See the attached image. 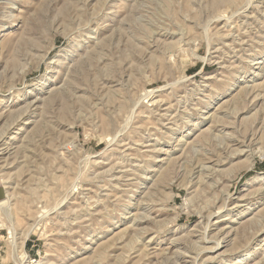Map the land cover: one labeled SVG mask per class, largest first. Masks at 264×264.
<instances>
[{
    "label": "rangeland",
    "instance_id": "374dc122",
    "mask_svg": "<svg viewBox=\"0 0 264 264\" xmlns=\"http://www.w3.org/2000/svg\"><path fill=\"white\" fill-rule=\"evenodd\" d=\"M0 264H264V0H0Z\"/></svg>",
    "mask_w": 264,
    "mask_h": 264
},
{
    "label": "bare ground",
    "instance_id": "6f19581e",
    "mask_svg": "<svg viewBox=\"0 0 264 264\" xmlns=\"http://www.w3.org/2000/svg\"><path fill=\"white\" fill-rule=\"evenodd\" d=\"M244 24V23H243ZM242 153H244V150L243 151H239V154H241L242 155ZM236 155V154H235ZM237 156V155H236ZM247 156V155H246ZM209 159V162L211 163H215V161L212 159V157H210V158H208ZM207 159V160H208ZM205 160V159H204ZM203 169H205V168H203Z\"/></svg>",
    "mask_w": 264,
    "mask_h": 264
}]
</instances>
